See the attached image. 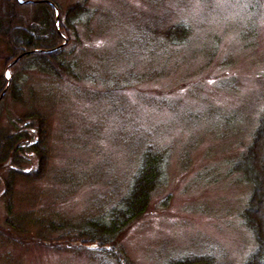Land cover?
<instances>
[{
  "label": "rangeland",
  "instance_id": "374dc122",
  "mask_svg": "<svg viewBox=\"0 0 264 264\" xmlns=\"http://www.w3.org/2000/svg\"><path fill=\"white\" fill-rule=\"evenodd\" d=\"M52 1L63 11L75 2L92 10L84 15L86 26L77 25V43L66 47L74 45V56L102 88L52 82L28 71L24 104L4 101L3 128L33 109L47 115L49 173L76 180L67 194L56 182L46 188L44 182L28 186L18 180L14 208L25 211L28 206L19 200L46 189L57 196L55 210L70 217L88 210L107 193L89 178L118 182L130 166L134 131L152 130V141L169 154L167 179L145 216L122 237L132 261L169 264L205 256L211 264H243L255 241L241 218L250 187L235 165L264 114V0L171 4L169 17L190 25L193 38L185 49H166L153 58L134 37L152 14L146 0ZM7 55L0 43V75L9 78L3 68ZM151 69L160 73L154 79L130 78L135 71L147 77ZM5 205L0 196V230ZM0 264L91 263L62 249L0 241Z\"/></svg>",
  "mask_w": 264,
  "mask_h": 264
},
{
  "label": "trees",
  "instance_id": "16d2710c",
  "mask_svg": "<svg viewBox=\"0 0 264 264\" xmlns=\"http://www.w3.org/2000/svg\"><path fill=\"white\" fill-rule=\"evenodd\" d=\"M38 1L41 0H2L0 43L8 54L3 68L11 66L9 80L3 73L0 75V94L8 84L0 107L8 98L14 104H24L22 83L28 71L49 76L52 82L75 85L85 82L102 88L101 80L90 70L86 73V68L74 56L77 25L86 26L84 15L92 10L84 2H75L63 11L54 1L48 0L56 5L59 12L56 25L54 8ZM184 3L185 0H146L152 14L145 27L134 36L136 46L152 58L166 49L171 52L172 49L183 50L190 46L193 38L191 26L169 17L173 9L171 4L183 6ZM64 41H67L66 45H62ZM72 42L73 47L67 49L66 46ZM48 50L53 51L47 53ZM151 72L146 77L135 71L130 78L138 83L160 74L153 69ZM124 87L121 85L120 89ZM9 124L6 128L0 127V196L6 201L0 241L7 246L24 242L45 245L53 250L62 249L84 255L91 264H138L132 261L122 237L127 229L145 216L152 197L162 189L167 179L169 154L152 141L154 131H134L130 166L124 177L115 183L110 177L103 179L101 175L89 178L93 183L104 184L107 193L95 199L88 210L70 217L54 209L57 196L45 193L46 189L19 200L30 209L27 207L25 211L18 212L14 208V188L18 180L28 186L44 182L46 188L56 182L65 188L66 194L75 188L76 180L69 174L68 181L59 179L56 174L60 171L49 173L51 149L44 112L33 109L10 120ZM255 127L249 144L235 165L250 187L241 218L255 241L254 250L243 264H264V114ZM37 202L40 208L32 209L31 206ZM169 264H211V260L205 256H191Z\"/></svg>",
  "mask_w": 264,
  "mask_h": 264
},
{
  "label": "water",
  "instance_id": "95a60500",
  "mask_svg": "<svg viewBox=\"0 0 264 264\" xmlns=\"http://www.w3.org/2000/svg\"><path fill=\"white\" fill-rule=\"evenodd\" d=\"M54 8H55V6L53 5V4H51ZM56 9V8H55ZM58 22V17H56V23ZM52 50H50V51H47V52H51ZM17 59H19V57L17 58ZM16 61V60H15ZM14 61V62H15ZM10 67V65L7 67V68H9ZM5 91H6V87L4 88V90L2 91V93H1V95H0V99L2 98V96L4 95V93H5Z\"/></svg>",
  "mask_w": 264,
  "mask_h": 264
}]
</instances>
